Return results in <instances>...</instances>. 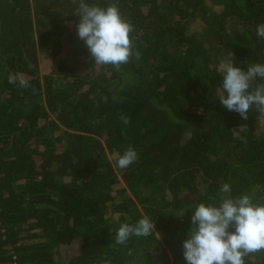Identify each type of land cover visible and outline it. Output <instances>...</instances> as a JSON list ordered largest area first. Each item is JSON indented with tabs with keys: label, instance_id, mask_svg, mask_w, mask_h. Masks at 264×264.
<instances>
[{
	"label": "trees",
	"instance_id": "1",
	"mask_svg": "<svg viewBox=\"0 0 264 264\" xmlns=\"http://www.w3.org/2000/svg\"><path fill=\"white\" fill-rule=\"evenodd\" d=\"M78 4L0 0V264H186L192 211L219 203L223 184L264 203V116L219 101L228 51L242 70L264 63V0H118L141 53L119 70L80 39L63 55ZM129 146L138 160L120 169ZM145 215L156 233L116 245L120 225ZM245 261L264 264V250Z\"/></svg>",
	"mask_w": 264,
	"mask_h": 264
},
{
	"label": "clouds",
	"instance_id": "2",
	"mask_svg": "<svg viewBox=\"0 0 264 264\" xmlns=\"http://www.w3.org/2000/svg\"><path fill=\"white\" fill-rule=\"evenodd\" d=\"M75 16L79 18L77 35L95 64L119 70L133 57L140 58L130 38L134 27L122 16L118 0H109L106 6L79 0ZM256 35L264 41V23L256 26ZM233 55L228 51L219 65L223 76L220 104L244 120L253 109L264 116V63H251L245 71L235 66ZM7 81L20 88L29 87L22 73L10 72ZM120 118L125 125L130 123L126 115ZM137 160V151L129 146L116 160V166L127 169ZM219 192L224 194L219 203L211 199L192 211L188 238L182 244L186 264H246V257L264 250V203L253 202L247 194L232 196L229 184H223ZM153 233L155 222L145 215L135 224H121L115 244L126 245L132 237L148 238Z\"/></svg>",
	"mask_w": 264,
	"mask_h": 264
},
{
	"label": "rangeland",
	"instance_id": "3",
	"mask_svg": "<svg viewBox=\"0 0 264 264\" xmlns=\"http://www.w3.org/2000/svg\"><path fill=\"white\" fill-rule=\"evenodd\" d=\"M203 25L201 24L200 21H195L191 25V31L194 32H200L202 30ZM78 35H77V30L76 26L72 23L68 26L67 28V33L65 34L63 41L65 42V52L64 56L66 58H69L74 56V51L77 49V42H78ZM50 73V64L48 61H46L43 57H40V74L41 76H46ZM264 128V118L260 119L259 122V128L258 131L261 132L262 129ZM76 246H72L69 248H65L63 251V260L66 261L69 257H71L75 252H76ZM65 263V262H64ZM63 263V264H64Z\"/></svg>",
	"mask_w": 264,
	"mask_h": 264
}]
</instances>
